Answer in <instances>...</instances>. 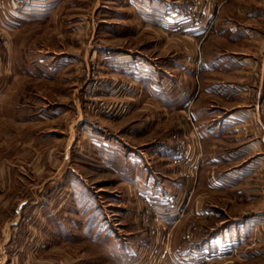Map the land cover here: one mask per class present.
<instances>
[{
	"label": "rangeland",
	"instance_id": "1",
	"mask_svg": "<svg viewBox=\"0 0 264 264\" xmlns=\"http://www.w3.org/2000/svg\"><path fill=\"white\" fill-rule=\"evenodd\" d=\"M233 56L257 64L239 67ZM235 106L260 107L264 121V0H0V245L9 260L264 264V141L215 164L205 157L243 141L205 140L192 119L203 111L208 126ZM160 143L176 150L175 173L236 170L232 190L206 191L222 209L208 226L233 237L219 240L213 262L174 255L194 225L134 200L147 172L170 174V162L152 156Z\"/></svg>",
	"mask_w": 264,
	"mask_h": 264
},
{
	"label": "crops",
	"instance_id": "2",
	"mask_svg": "<svg viewBox=\"0 0 264 264\" xmlns=\"http://www.w3.org/2000/svg\"><path fill=\"white\" fill-rule=\"evenodd\" d=\"M36 14L41 16L51 14L54 16V11L53 9L38 8L36 9ZM229 59L237 63L239 67L243 66L244 68L246 65L253 63L257 64L256 60L249 56H233ZM195 63L201 64L196 66V74L198 73V70H202L204 60L203 58H200L197 59ZM198 66L200 67L198 68ZM215 111L219 110H214L213 108L208 109L206 115L212 117L215 115ZM226 111V115L221 118H219L220 114L215 115V119L208 126H206L205 123L203 124V111L202 116L200 117L198 113H192V119L194 122L192 119L191 121L199 130H201V135L204 136L205 140L208 139L210 141V139L214 138L216 139L215 141H225L226 138L228 141L234 143L236 141H241L240 144L243 141L241 145L242 147L239 148L241 151H230L226 153L213 151L208 157H205V159L210 160V162H214L215 164L219 161L236 159L245 154L248 155L258 146L261 147V143L264 141L263 137L258 133L260 131L255 127V132H252L251 128L253 124H256V126L258 125L259 129L261 127L264 128V121L261 119L262 115L260 114V107L254 106L253 108L244 109V107L235 106L231 110ZM211 146L213 147V144ZM156 151L158 153L153 154L152 156L160 157L162 160L164 158V160L167 159L170 162L169 168L165 169V171H169L168 173L170 174L163 175L162 173L154 174L152 171L147 172L143 180V185L145 187L141 189L137 186L133 188L131 187L135 202L138 203L140 200L145 206L152 205L153 208L161 210L166 209L174 214L170 215V219L172 217H178V220H180L178 221L180 222L179 224L186 225L188 223L194 225L192 229L197 233L194 232L195 235L192 234V237L186 235L187 239L184 235L183 238L185 239H182L185 243L182 244L183 247L182 245L178 247V249L183 248V250L172 252L174 255H181L184 257L193 255L196 257V260L213 262L218 259L219 240L223 239L225 242L224 244L229 245L232 244V242L229 243L226 241H229V239H232L233 237H230L226 232L218 231L212 226H208L217 221L222 209L219 207L218 200L207 199L206 191L208 190L212 194L213 192L232 190L235 183L230 180L231 178L228 176H236V170H226L222 172L220 170H212L210 174L208 172L202 174L201 168H198L195 171V169L182 166L184 169H181L179 173H175V165L173 163L178 160L176 150L167 143H160L158 144ZM139 159L140 156L132 151L127 155V160L130 165L137 166ZM193 170L195 171V174H193ZM138 177L139 176L136 173L134 175L132 174L131 184L136 183ZM138 183L139 180L136 184ZM179 194H181V198H179ZM179 213L180 215H178ZM181 225H179L177 229L180 228ZM199 232L201 234L197 235ZM128 239H130L129 244L125 243L124 246L125 253L135 244L131 240L132 238ZM4 245H0V264H17L12 263L9 260L8 250L5 249ZM127 255L131 256L132 254ZM128 259L131 258L129 257Z\"/></svg>",
	"mask_w": 264,
	"mask_h": 264
}]
</instances>
